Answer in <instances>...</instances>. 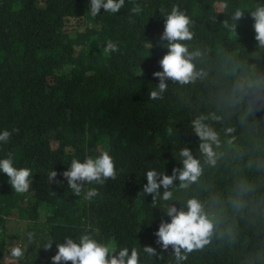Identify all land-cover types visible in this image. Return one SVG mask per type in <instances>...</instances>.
Returning a JSON list of instances; mask_svg holds the SVG:
<instances>
[{
  "label": "trees",
  "instance_id": "obj_1",
  "mask_svg": "<svg viewBox=\"0 0 264 264\" xmlns=\"http://www.w3.org/2000/svg\"><path fill=\"white\" fill-rule=\"evenodd\" d=\"M89 4L0 0V132L12 133L0 142V159L11 154L14 167L33 175L21 194L0 172V264H6L7 220L26 221L25 264H51L56 243L86 232L117 252L135 248L139 264H264V47L251 16L264 0H125L119 12L101 8L95 17ZM137 6L139 14L132 12ZM173 6L191 21L192 39L181 43L199 53L191 61L198 75L186 84L166 80L162 99L152 100L159 83L153 73L162 71L168 51L160 37ZM109 40L118 51L105 52ZM199 117L218 134L214 165L192 127ZM184 148L200 162L197 181L182 188L174 180L168 201L161 199L164 188L155 202L143 195L148 170H183ZM102 151L113 157L116 179L86 183L73 194L60 173L72 159ZM51 170L59 183H49ZM91 188L98 195L87 200ZM193 198L213 231L207 245L182 250L187 259L178 262L154 234L161 219L170 222L168 206L186 211ZM49 240L56 243L45 250Z\"/></svg>",
  "mask_w": 264,
  "mask_h": 264
},
{
  "label": "clouds",
  "instance_id": "obj_2",
  "mask_svg": "<svg viewBox=\"0 0 264 264\" xmlns=\"http://www.w3.org/2000/svg\"><path fill=\"white\" fill-rule=\"evenodd\" d=\"M125 0H90V14L95 17L103 8L106 12L117 13L124 6ZM227 7V5H225ZM140 7L132 9L133 13L139 14ZM254 18L255 39L261 47H264V7L257 8L251 13ZM243 13L237 10L233 19L239 20ZM191 21L189 17L181 11L178 6H173L171 12L167 14L164 24V30L160 39L167 41V53L159 61L162 71L153 73L158 78L159 83L155 90L149 93L150 99H162L163 93L167 90L166 80L177 81L186 84L195 79L198 73L194 70V64L191 62L193 56L199 53L188 52L182 41L191 40L193 33L189 30ZM226 27L234 28L235 25L225 24ZM106 53L118 51L117 44L111 40L107 41L105 47ZM204 117H199L192 121V127L195 135L202 141L199 145L200 151L207 157L209 164H215V152L212 144H218V134L209 126L202 123ZM18 131V129H13ZM227 131H231L228 129ZM171 132V129H169ZM11 132L4 130L0 132V142L7 143ZM183 159V170L173 169L171 175H162L155 169L148 170L145 174L147 183L143 186V195L151 194L153 202L156 196L160 194V189L164 188L161 199L168 201L172 199V192L167 189L177 178L181 181V187L187 188L189 184L196 182L201 175L199 160L193 158L188 148L180 151ZM0 172H3L9 178V183L16 193H25L29 190L32 180V170L30 168H16L13 166L11 154L8 158L0 159ZM177 172L179 173L177 177ZM57 172L51 170L48 173L49 183H59L55 180ZM66 179L67 186L72 193L79 196L83 190L84 184H104L106 180H115L117 176L113 157L108 151H102L98 157L87 156L84 161L72 159L68 170L60 173ZM95 188L88 190L85 199L91 200L97 196ZM166 216L170 222L161 219L158 230L155 232L157 243L163 250L172 247L177 261L187 259L182 254L191 253L193 250L202 249L210 242V236L213 231V224L204 213L201 203L193 198L187 201V210H178L175 206L166 208ZM34 234L28 233V240L32 241ZM55 241L49 240L44 245L45 250H50ZM56 243V242H55ZM56 253L51 257V264H139V253L133 248L129 254V249L120 248L117 252L112 243H101L90 233L82 234L78 240L70 236L64 237L63 243H56ZM25 249L21 246L11 248V256L17 260L25 255ZM150 255H155L156 250L150 246L144 249Z\"/></svg>",
  "mask_w": 264,
  "mask_h": 264
},
{
  "label": "rangeland",
  "instance_id": "obj_3",
  "mask_svg": "<svg viewBox=\"0 0 264 264\" xmlns=\"http://www.w3.org/2000/svg\"><path fill=\"white\" fill-rule=\"evenodd\" d=\"M26 221L7 220L6 223V264H25L22 259H15L11 256V248L15 246L23 247L24 231L26 229Z\"/></svg>",
  "mask_w": 264,
  "mask_h": 264
}]
</instances>
